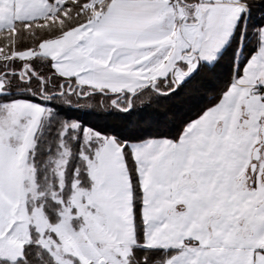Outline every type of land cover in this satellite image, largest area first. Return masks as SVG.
I'll use <instances>...</instances> for the list:
<instances>
[{
    "label": "snow or ice",
    "instance_id": "snow-or-ice-1",
    "mask_svg": "<svg viewBox=\"0 0 264 264\" xmlns=\"http://www.w3.org/2000/svg\"><path fill=\"white\" fill-rule=\"evenodd\" d=\"M0 264H264V0H0Z\"/></svg>",
    "mask_w": 264,
    "mask_h": 264
},
{
    "label": "trees",
    "instance_id": "trees-1",
    "mask_svg": "<svg viewBox=\"0 0 264 264\" xmlns=\"http://www.w3.org/2000/svg\"><path fill=\"white\" fill-rule=\"evenodd\" d=\"M209 80L214 81L212 74L206 73L200 80L193 82L183 94L173 97L170 100H164L160 103H153L152 108L158 110L159 113H166L168 118L183 114V112L191 105L193 98L198 97L206 90ZM94 103V102H93ZM110 105H101L96 108V112H103L101 115L95 113H81L83 119L97 127H141L147 126L148 120L145 113L139 109L130 114H123L112 109L109 113Z\"/></svg>",
    "mask_w": 264,
    "mask_h": 264
}]
</instances>
